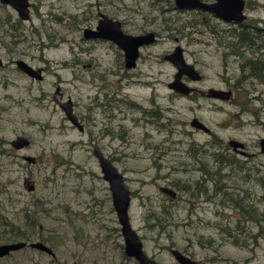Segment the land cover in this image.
<instances>
[{
  "label": "rangeland",
  "instance_id": "obj_1",
  "mask_svg": "<svg viewBox=\"0 0 264 264\" xmlns=\"http://www.w3.org/2000/svg\"><path fill=\"white\" fill-rule=\"evenodd\" d=\"M30 1V18L25 20L0 2V212L28 235L0 224V243L41 240L54 254L26 246L1 258L0 264H138L124 253L111 191L91 142L99 144L125 176L132 192L130 223L158 264H179L170 247L198 264H264V237L235 244L223 230L241 217L228 204L224 189L245 200L264 193L254 178L264 170L259 146L264 136V84L255 81V87L247 88L252 103L243 112L233 100L236 93L230 100L192 99L173 96L167 86L176 68L164 55L180 44L186 59L204 75L190 85L232 88L239 61L224 54L231 39L222 29L226 24L216 17L205 24L201 15L176 8L174 0ZM99 12L120 20L131 33L154 30L156 42L143 50L151 58H142L126 72L114 42L84 38L83 28L95 26ZM244 12L247 23L264 26V0H246ZM9 16L20 20L18 29L6 21ZM14 59L43 67V78L25 74L11 63ZM57 85L64 99L73 101L75 113L85 116L84 131L71 124L53 100ZM193 117L210 132L191 125ZM18 134L30 144L13 148L10 140ZM229 139L243 142L250 155L233 151ZM218 149L237 158L239 165L218 171L211 154ZM24 154L36 161L26 162ZM26 174L35 182L33 191L23 186ZM218 179L222 190L216 186ZM175 180L191 184L193 192L196 182L203 183L210 196L203 188L190 195L177 189ZM161 186L172 187L177 195L170 197ZM36 200L42 204L33 208ZM259 202L262 209L264 201ZM25 205L36 213L35 227L21 220ZM163 205L168 214L161 213ZM153 211L164 229L150 227L156 221L150 218ZM251 223L242 226L257 232ZM208 238H213L211 245L206 244Z\"/></svg>",
  "mask_w": 264,
  "mask_h": 264
},
{
  "label": "water",
  "instance_id": "obj_2",
  "mask_svg": "<svg viewBox=\"0 0 264 264\" xmlns=\"http://www.w3.org/2000/svg\"><path fill=\"white\" fill-rule=\"evenodd\" d=\"M0 2L13 7L19 18H29V0H0ZM244 5L245 0H213L212 2H205L203 0H174V6L176 8H201L209 10L224 20L236 23L242 22L247 18L246 13L244 12ZM83 35L86 38L95 37L111 40L118 47L124 49L126 55V67L128 68L134 66L135 60L138 56L139 46L153 43L156 40V35L153 30L142 33L123 31L120 20L112 18L105 13L100 14V18L94 28L87 26L84 27ZM164 58L170 61L176 68L174 77L167 83V86L177 92L188 93L192 88L181 80L182 75H186L191 80L196 81L201 78V72L192 62L185 58L183 47L180 44H176L172 51L164 55ZM15 63L27 75L38 80L43 78V73L40 67H34L23 59H16ZM207 94L210 97L218 99L231 98L230 89L210 87L207 89ZM52 97L58 106L64 111V114L70 123L77 126L79 129H82V124L73 110L72 100L70 98L65 100L62 99L60 86L55 88ZM191 125L203 129L206 132L210 131V128L197 117L191 119ZM10 144L15 149H22L30 144V140L26 136L18 134L15 138L10 140ZM228 144L238 153L244 156L250 155V153L244 149L243 142L237 139H229ZM259 146L260 151L264 153V136L260 137ZM94 155L99 163L102 176L107 181L111 191L112 206L120 224V232L124 240L123 249L125 255L134 258L138 264H158L153 257L146 253L140 236L130 223L129 206L132 192L125 182V176L113 161L102 152L98 145L94 146ZM22 157L28 163H34L36 161V157L33 155L24 154ZM23 186L27 191H33L35 189V182L26 174L23 176ZM160 189L172 197H175L177 194L176 190L169 186H161ZM26 246L44 251L51 255L54 254L53 249L41 240L30 242L18 240L0 243V259L9 255L11 252L22 249ZM169 251L179 264H198V261L195 258L176 247H171Z\"/></svg>",
  "mask_w": 264,
  "mask_h": 264
},
{
  "label": "trees",
  "instance_id": "obj_3",
  "mask_svg": "<svg viewBox=\"0 0 264 264\" xmlns=\"http://www.w3.org/2000/svg\"><path fill=\"white\" fill-rule=\"evenodd\" d=\"M10 16L7 17L6 21L10 23V26L14 27V29H18L20 27V20L15 19L14 21L10 20ZM12 21V22H11ZM211 32L216 34V31L213 27L209 28ZM225 29V28H222ZM228 30V31H226ZM225 32H228V36L231 39L227 41L225 47L228 48L227 52H224L225 55L232 54L236 56L239 61V71L235 76L234 83L232 86L234 87L236 97L233 98L235 103L238 106L240 111L249 110L251 107V99L248 96V87H255L254 82L264 84V26H260L258 23H247L244 22V25H240L237 28H227ZM218 142L217 140H215ZM215 144L212 142V145ZM2 150L0 149V153ZM212 159L219 169L232 167L233 165H239V160L234 156H230L226 152L215 150L212 153ZM207 164V162H205ZM205 171L209 174L211 171L205 167ZM256 182L262 187L264 192V170L261 173H257L254 176ZM216 183L217 188L222 190L223 183L220 182V179L217 180ZM174 181L173 184L177 189L186 190L190 195H195L198 190H202L206 194V196H210V194L206 191V186L203 183L196 182V191L193 192L192 185L185 182ZM223 194L227 197L228 204L237 209L240 213V218L236 220L237 224L233 227L231 225L226 224L223 226V230L225 235L232 236L235 244H246L248 239L250 238L252 242H257L258 237H264V204L263 208H259V201H264V193L261 198L256 200H245L243 196L239 193H235L234 191L229 192L227 189H224ZM42 204V201L36 200L32 205L33 208H37L39 204ZM32 207L28 205L23 206L21 210V220L23 224L26 226L35 227V218L36 213L32 211ZM161 213L168 214V209L165 205H163L160 209ZM7 214H3L0 212V224L5 225V228L11 232H15L17 234H21L22 236H26L23 231L20 230V225L14 223L13 221L8 220L6 217ZM150 218H154L155 223L150 224V227L154 229L155 226L159 225L160 229H164L165 225L162 223L161 218L156 215L153 211L150 213ZM244 218V220H243ZM250 220L251 222H248ZM235 222V223H236ZM243 223H249L256 226L255 233H250L249 231H245L247 228H244ZM238 232V233H235ZM244 236L242 238V236ZM202 238V237H201ZM208 242L206 244L211 245L213 238H208ZM199 243L202 244V240H199Z\"/></svg>",
  "mask_w": 264,
  "mask_h": 264
},
{
  "label": "flooded vegetation",
  "instance_id": "obj_4",
  "mask_svg": "<svg viewBox=\"0 0 264 264\" xmlns=\"http://www.w3.org/2000/svg\"><path fill=\"white\" fill-rule=\"evenodd\" d=\"M30 1V0H29ZM203 1H205V2H212L213 0H203ZM174 2V1H173ZM245 4H246V0H245ZM31 5H32V3H31V1H30V7H31ZM244 8H245V5H244ZM178 9H180V10H186V11H192V12H195V13H197L198 15H201V19H202V21L205 23V24H208L209 23V20L210 19H212V17H216V18H219L220 20H221V22H223V23H225L226 25V27H223V28H225V29H227V28H237V27H239L240 25H244V22L246 21V19L245 20H243L242 22H233V21H228V20H224L223 18H221V17H219V16H217V15H215L214 13H212V12H210L209 10H204V9H201V8H178ZM102 12H99V18H100V14H101ZM247 15V14H246ZM29 18H30V16H29ZM28 18V19H29ZM98 18V19H99ZM21 19V18H20ZM22 20H25V19H22ZM98 21V20H97ZM96 26V25H95ZM95 26H87V27H92V28H94ZM86 27V26H85ZM122 27V26H121ZM123 29V28H122ZM123 31H125L124 29H123ZM146 31H149V30H145V31H142V32H146ZM154 31V30H153ZM125 32H128V31H125ZM142 32H138V33H142ZM155 32V31H154ZM131 33V32H130ZM155 35H156V40H157V33L155 32ZM83 37H84V35H83ZM84 38H86V37H84ZM90 39H105V38H95V37H90ZM105 40H108V39H105ZM156 40L153 42V43H150V44H145V45H141V46H139V48H138V56H137V58H136V60H135V64H134V66L133 67H131V68H128V67H126V55H125V51H124V49H122V48H120L119 47V49H118V52H119V57H120V60H121V64L124 66V68L126 69V72H130V71H132V70H134L137 66H138V63L140 62V60L142 59V58H144V60H147V59H150L151 58V56H152V54L150 53V52H145V53H143V50L146 48H148L149 46H151L152 44H154L155 42H156ZM183 52H185V50H184V48H183ZM185 56V55H184ZM186 58V57H185ZM165 59V58H164ZM15 61H16V59H14L11 63H14L15 64V66L19 69V70H21L18 66H17V64L15 63ZM0 64H2L1 63V61H0ZM194 64V63H193ZM195 65V64H194ZM38 67H40L41 68V71H42V73H43V67H41V66H38ZM197 68V67H196ZM198 69V68H197ZM199 70V69H198ZM22 71V70H21ZM200 71V70H199ZM23 72V71H22ZM201 72V71H200ZM25 73V72H24ZM140 73H142V72H139V73H137L138 75H140ZM26 74V73H25ZM201 78L199 79V80H196V81H193V80H191L188 76H186V75H182V77H181V80H183L185 83H187L192 89L188 92V93H180V92H177V91H175L174 89H172V88H170L171 90H172V94H173V96L174 95H179V96H187V97H189V98H195L196 96H208V94H207V89H203V88H201V87H197V86H194V85H190L189 84V82H197V81H201L203 78H204V75L202 74V72H201ZM43 76H44V74H43ZM173 77H174V74H173ZM168 83V82H167ZM59 85H57L56 87H58ZM227 89H230L231 90V92H232V94H231V98H229V99H222V100H230V99H232V97H233V95L235 94V90H234V87L232 86V88H227ZM60 90H61V88H60ZM61 92H62V90H61ZM69 98V97H68ZM68 98H66V99H68ZM62 99H64V97H63V92H62ZM65 100V99H64ZM56 103V102H55ZM57 104V103H56ZM58 105V104H57ZM72 105H73V101H72ZM73 109H74V107H73ZM75 112V111H74ZM149 112H154V110H149ZM76 115H77V118H78V120L80 121V123L82 124V129H79L77 126H75L78 130H80V131H84L85 130V126H84V123H85V116H80V115H78L77 113H75ZM197 128V127H196ZM210 132V131H209ZM92 144V147H91V150H92V152H93V154H94V146L95 145H98L99 147H100V145L99 144H97V143H95V142H91ZM229 145V144H228ZM230 146V145H229ZM231 147V146H230ZM100 149H101V147H100ZM231 149L233 150V148L231 147ZM102 150V149H101ZM233 151H235V150H233ZM103 152V151H102ZM104 153V152H103ZM105 154V153H104ZM162 191V190H161ZM177 192V191H176ZM165 193V192H164ZM167 194V193H166ZM177 195V194H176ZM170 196V195H169ZM170 197H172V196H170ZM172 198H174V197H172ZM171 248V247H170ZM169 248V249H170Z\"/></svg>",
  "mask_w": 264,
  "mask_h": 264
}]
</instances>
